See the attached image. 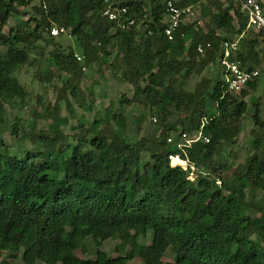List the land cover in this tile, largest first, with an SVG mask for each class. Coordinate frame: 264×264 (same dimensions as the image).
I'll use <instances>...</instances> for the list:
<instances>
[{
  "label": "trees",
  "instance_id": "obj_1",
  "mask_svg": "<svg viewBox=\"0 0 264 264\" xmlns=\"http://www.w3.org/2000/svg\"><path fill=\"white\" fill-rule=\"evenodd\" d=\"M33 1L0 0V46H6L0 52V132L6 104L22 110L30 102L18 78L26 66L37 74L53 62L60 75L68 73L77 83L85 67L109 61L113 46L117 61L111 66L121 69L134 96L119 100V111L112 115L117 128L101 127V119L85 128L80 121L72 143L61 133L67 118L51 109L47 130H36V114L32 123L15 117L11 133L41 148L11 155L0 138L5 149L0 151V253L18 257L20 252L24 264H264V212L250 214L264 204L252 205L247 198L249 188L264 191V104L254 102L253 119L260 128L254 132V152L228 178L229 167L216 158L224 142H236L247 97L259 77L238 92L227 90L223 73L203 77L192 91L176 84L184 66L188 77L217 65L227 40L238 39L231 59L241 68L260 67L264 30L247 27L233 0H174L181 7L201 2L210 23L183 19L173 40L165 35L168 0H39L38 16L5 32L18 7ZM109 4L126 7L123 19L134 23L122 28L104 16ZM54 26L70 32L83 62L71 44L56 40L62 33L51 34ZM207 42L211 47L199 53L197 45ZM136 100L149 105L156 121L153 133L133 139L126 133L123 110ZM175 112L177 117L170 118ZM201 127L209 142L199 140L183 150L167 140L179 128L194 132ZM176 154L188 162L187 169L171 165L169 156ZM191 165L196 169L192 179ZM149 233V242H139ZM89 237L97 245L94 258L84 256ZM111 238L117 240L115 256L102 248ZM169 250L173 259L166 261Z\"/></svg>",
  "mask_w": 264,
  "mask_h": 264
},
{
  "label": "rangeland",
  "instance_id": "obj_2",
  "mask_svg": "<svg viewBox=\"0 0 264 264\" xmlns=\"http://www.w3.org/2000/svg\"><path fill=\"white\" fill-rule=\"evenodd\" d=\"M181 1V0H176ZM207 0L202 2L207 3ZM227 2V0H224ZM264 4V0H261ZM39 0L33 1L29 6L18 7L19 13L11 15L8 20L7 26L4 27V31L8 32L10 28H18L21 24L33 16H38L34 7L39 6ZM191 11L188 12L184 21L191 23L198 20L199 24L207 25L210 23V14L203 10V5L198 2L193 5H189ZM137 30L144 32V28L139 25ZM57 41L61 42L64 46L71 44L78 55L82 57L79 49L76 47L74 37L70 35L67 30L66 33L55 37ZM139 41V40H138ZM112 56L108 62L95 61L92 64L85 67L83 75L76 83L71 79L70 74L63 73L60 75L53 62H46L40 69L39 73L35 74L34 68L23 67L18 72V78L29 90L30 102L22 110L10 107L6 104L5 122L2 125V131L0 132V138H2L7 144L8 152L11 155H20L25 150H39L40 144H34L31 140L23 135H14L11 133V124L15 117L22 118L25 123H32V115L36 114L37 128L36 130H47L49 124L52 122V115L48 112H57L63 117L67 118V122L61 127V133L68 135V142L75 141L76 134L79 133L80 127L78 122L82 121L84 127H89L95 119H101V127L117 128L115 120L112 118L113 113L119 111V100L121 98L132 99L134 96L133 85L123 79L121 69H116L111 66L112 62H116V48L111 47ZM6 46H0V52L4 53ZM83 58V57H82ZM84 58L81 60L83 62ZM259 69V84L257 89L252 92L248 97V109L244 114L240 122V131L236 137L235 143L224 142L223 148L216 158L221 159L228 167L229 170L225 176L228 178L246 158L254 152L252 143L255 139V131L259 132V127L254 123L253 115L255 112L254 102L260 101L264 104V63L257 67ZM186 66H184L180 73L177 74L176 84L180 88H184L188 91H192L197 83L203 78H212L222 74L223 70L220 64H209L200 71H194L188 77H185ZM52 73V77L49 74ZM59 74V75H58ZM70 78V79H69ZM78 84L79 89L76 96H72L70 93V87L72 84ZM142 100H145L142 96ZM82 103V105H81ZM171 107V106H170ZM55 109V110H54ZM173 107L170 108L172 110ZM124 115L126 121V133L133 139H138L148 134H151L155 130L154 114L150 110L149 105H144L140 101H133L130 104H126L124 107ZM175 112L170 118L175 119L177 117ZM181 130L173 132L176 134ZM4 147L0 146V151H4ZM247 198L250 204L255 205L257 202L264 204V191L252 190L247 191ZM264 209L257 210L251 209L250 214H261ZM152 238V234H146L139 237V242H149ZM116 239H107L102 243V248L105 249L109 255L115 256L117 254L115 250ZM97 245L94 240L88 238V253L84 256L94 258L96 254ZM79 255H83L80 252ZM173 259V251L169 250L165 260L170 261ZM0 264H24L21 260V253L18 257H11L6 252L0 253ZM36 264H45L38 261ZM60 264V263H58Z\"/></svg>",
  "mask_w": 264,
  "mask_h": 264
},
{
  "label": "built area",
  "instance_id": "obj_3",
  "mask_svg": "<svg viewBox=\"0 0 264 264\" xmlns=\"http://www.w3.org/2000/svg\"><path fill=\"white\" fill-rule=\"evenodd\" d=\"M240 11L244 14L247 20V27L254 28L255 30H264V5L261 0H233ZM46 6V5H44ZM191 11V7H181L175 3L174 0L167 1V14L166 18L168 24L165 28V35L169 40H173L174 31L179 27L181 21L185 15ZM127 12L126 7L107 5L104 7L102 14L108 17L110 20L119 23L122 28L130 27L133 23V19H123V15ZM66 32L64 27L54 26L51 29L52 35H59ZM238 39L227 40L222 45V51L218 57V63L223 69L224 78L227 82V90L229 92H238L246 86V84L255 79L259 75V69L246 70L240 67V62L235 59H231L234 52L238 49ZM211 47V43L206 44L199 43L197 45V51L201 54L205 52L207 48ZM79 61L82 57L76 54ZM156 120V118H154ZM168 142L176 143L178 148L185 149L192 146L195 142L203 140L209 142V136L203 133L202 127L194 132H187L180 130L176 136L172 134L168 137ZM177 159L178 162H174ZM169 160L171 165L180 166L184 169L188 168V162L181 158L180 155H170ZM181 162H184V166H181ZM190 178L192 179L196 173L195 166L191 165Z\"/></svg>",
  "mask_w": 264,
  "mask_h": 264
},
{
  "label": "bare ground",
  "instance_id": "obj_4",
  "mask_svg": "<svg viewBox=\"0 0 264 264\" xmlns=\"http://www.w3.org/2000/svg\"><path fill=\"white\" fill-rule=\"evenodd\" d=\"M174 162L176 163V162H178V160L177 159H174ZM180 164H184V162H181Z\"/></svg>",
  "mask_w": 264,
  "mask_h": 264
},
{
  "label": "crops",
  "instance_id": "obj_5",
  "mask_svg": "<svg viewBox=\"0 0 264 264\" xmlns=\"http://www.w3.org/2000/svg\"><path fill=\"white\" fill-rule=\"evenodd\" d=\"M137 30V29H136ZM139 32V35H142L143 32H140L139 30H137Z\"/></svg>",
  "mask_w": 264,
  "mask_h": 264
}]
</instances>
